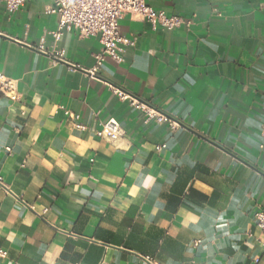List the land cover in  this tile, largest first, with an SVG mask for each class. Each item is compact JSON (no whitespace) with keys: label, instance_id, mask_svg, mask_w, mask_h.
<instances>
[{"label":"crops","instance_id":"1","mask_svg":"<svg viewBox=\"0 0 264 264\" xmlns=\"http://www.w3.org/2000/svg\"><path fill=\"white\" fill-rule=\"evenodd\" d=\"M144 1L190 26L125 15L134 46L90 77L98 37L55 42L52 0L12 15L0 0V73L18 89L0 98V264H264V0ZM110 87L180 129L144 124ZM109 119L117 142L95 135Z\"/></svg>","mask_w":264,"mask_h":264},{"label":"built area","instance_id":"2","mask_svg":"<svg viewBox=\"0 0 264 264\" xmlns=\"http://www.w3.org/2000/svg\"><path fill=\"white\" fill-rule=\"evenodd\" d=\"M9 15L15 14L24 5L26 0H1ZM45 15L58 16V29L52 33L54 41H58L65 32L76 30L78 37L85 39L88 37H98L101 44L99 53L92 54L94 65L88 70H84L90 77L98 75L100 68L105 60L110 58L114 61H120L121 54L127 48L134 46V41L123 37L119 32V21L125 15L139 17L152 27L160 26L167 30H173L180 26L189 27L191 22L185 21L179 17H168L163 12L156 13L144 0H52L51 5L45 9ZM37 50L54 59L57 62L68 64L63 58V52L60 50L47 49L43 42L39 44ZM74 69L80 70L78 66ZM110 91L129 107L137 110L143 117V123L154 122L158 125L167 124L172 133L178 132L180 125L171 120L164 114L136 100L130 95L110 87ZM17 81L10 79L0 73V98L15 102L17 100ZM65 114H68L65 112ZM76 128L84 130L80 124ZM124 131L115 119H109L101 125V129L95 132L96 137L108 142H117L124 136ZM165 145H158L157 151H161ZM1 189L9 194L8 186L0 178ZM254 226L262 235L264 243V210L256 212L253 216ZM199 241L193 243L196 247ZM6 258V252L0 248V259ZM139 264H160L154 258L145 255H138ZM257 263V260L255 261Z\"/></svg>","mask_w":264,"mask_h":264}]
</instances>
